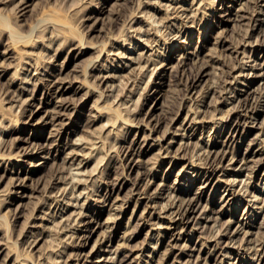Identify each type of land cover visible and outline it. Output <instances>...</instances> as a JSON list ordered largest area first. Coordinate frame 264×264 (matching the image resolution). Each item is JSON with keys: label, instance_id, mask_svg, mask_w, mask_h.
<instances>
[{"label": "rangeland", "instance_id": "rangeland-1", "mask_svg": "<svg viewBox=\"0 0 264 264\" xmlns=\"http://www.w3.org/2000/svg\"><path fill=\"white\" fill-rule=\"evenodd\" d=\"M0 264H264V0H0Z\"/></svg>", "mask_w": 264, "mask_h": 264}, {"label": "bare ground", "instance_id": "bare-ground-1", "mask_svg": "<svg viewBox=\"0 0 264 264\" xmlns=\"http://www.w3.org/2000/svg\"><path fill=\"white\" fill-rule=\"evenodd\" d=\"M210 10H213V9H210ZM148 19H149V17H148ZM151 26H152V25H151ZM121 36H122V35H121ZM159 55H160V54H159ZM159 55H158V56H159ZM160 56H162V55H160ZM160 56H159V57H160ZM118 117H119V116H118ZM122 123H124V122H122ZM109 131H110V130H109ZM110 132H111V131H110ZM108 134H110V133H108ZM159 141H160V140H159ZM93 148H94V147H93ZM87 154H89V155H88V157H89V156H90V153L87 152ZM91 156H92V155H91ZM211 167H212V166H211ZM70 181H71V180H70ZM79 182H80V181H78V184H79ZM74 183H75V182H74ZM72 184H73V183H72ZM82 184H83V183H82ZM231 184H232V183H231ZM74 185H75V184H74ZM76 185H77V184H76ZM73 188H75V186H74ZM73 188H72V189H73ZM72 189H71V191H72ZM243 193H244V192H243ZM80 194H81V193H80ZM238 194H239V193H238ZM240 194H241V193H240ZM61 196H62V194L60 195V197H61ZM78 197H79V196H78ZM75 201H77V200L75 199ZM58 203H59V202H58ZM83 204H84V203H83ZM83 204H82V206H81V205H80V206L83 207ZM74 206H75V205H74ZM80 206H78V207L81 208ZM67 207H68V206H67ZM75 207H76V206H75ZM62 211H63V209H62ZM80 213H81V212H80ZM81 214H82V213H81ZM82 215H83V214H82ZM82 215H81V216H82ZM68 218H69V217H68ZM68 218H67V219H68ZM67 219H66V220H67ZM69 219L71 220V218H69ZM69 219H68V220H69ZM68 220H67V221H68ZM67 223H68V222H67ZM70 223H71V221H70ZM63 224H64V222H63ZM63 224H62V225H63ZM62 225H61V226H62ZM66 225H67V224H66ZM68 225H69V224H68ZM72 225H73V224H71L70 226H72ZM64 226H65V224H64ZM64 226H63V227H64ZM66 227H67V226H65V228H66ZM60 229H61V231L64 230L62 227H61ZM69 229H71V228L69 227ZM65 230L68 231V228L65 229ZM61 231H59V232H61ZM63 232H64V231H63ZM71 235H72V234H71ZM69 237H71V236H69Z\"/></svg>", "mask_w": 264, "mask_h": 264}]
</instances>
